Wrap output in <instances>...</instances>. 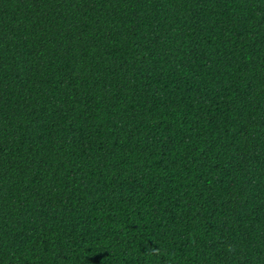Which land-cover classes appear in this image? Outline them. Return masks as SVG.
I'll list each match as a JSON object with an SVG mask.
<instances>
[{"label":"trees","instance_id":"16d2710c","mask_svg":"<svg viewBox=\"0 0 264 264\" xmlns=\"http://www.w3.org/2000/svg\"><path fill=\"white\" fill-rule=\"evenodd\" d=\"M0 264H264V0H0Z\"/></svg>","mask_w":264,"mask_h":264}]
</instances>
